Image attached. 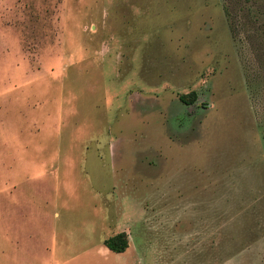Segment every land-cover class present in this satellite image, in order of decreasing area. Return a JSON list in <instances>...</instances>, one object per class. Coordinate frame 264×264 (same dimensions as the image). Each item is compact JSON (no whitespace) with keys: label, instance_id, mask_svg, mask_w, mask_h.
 Returning a JSON list of instances; mask_svg holds the SVG:
<instances>
[{"label":"rangeland","instance_id":"374dc122","mask_svg":"<svg viewBox=\"0 0 264 264\" xmlns=\"http://www.w3.org/2000/svg\"><path fill=\"white\" fill-rule=\"evenodd\" d=\"M0 264H264V0H0Z\"/></svg>","mask_w":264,"mask_h":264},{"label":"trees","instance_id":"16d2710c","mask_svg":"<svg viewBox=\"0 0 264 264\" xmlns=\"http://www.w3.org/2000/svg\"><path fill=\"white\" fill-rule=\"evenodd\" d=\"M180 101L185 104H194L196 101L195 93L180 96ZM104 246L111 252L121 254L128 249V237L126 233H119L104 241Z\"/></svg>","mask_w":264,"mask_h":264},{"label":"flooded vegetation","instance_id":"af4514ba","mask_svg":"<svg viewBox=\"0 0 264 264\" xmlns=\"http://www.w3.org/2000/svg\"><path fill=\"white\" fill-rule=\"evenodd\" d=\"M185 104V103H184ZM189 105V104H188Z\"/></svg>","mask_w":264,"mask_h":264}]
</instances>
